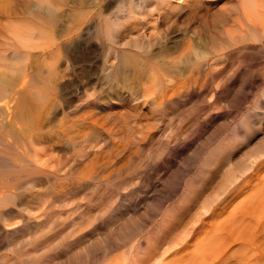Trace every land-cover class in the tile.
I'll list each match as a JSON object with an SVG mask.
<instances>
[{
    "label": "bare ground",
    "instance_id": "1",
    "mask_svg": "<svg viewBox=\"0 0 264 264\" xmlns=\"http://www.w3.org/2000/svg\"><path fill=\"white\" fill-rule=\"evenodd\" d=\"M18 1L10 9L0 0V264H245L250 254L261 264L259 225L215 249L205 236L264 153L250 168L233 162L204 199L202 173L187 175L177 205L156 206L142 222L120 223L138 204L135 190L112 201L133 178L105 177L133 160L169 106L214 79L233 52L264 42V0ZM170 144L167 167L180 154ZM218 154L204 157L209 170L221 168Z\"/></svg>",
    "mask_w": 264,
    "mask_h": 264
},
{
    "label": "rangeland",
    "instance_id": "2",
    "mask_svg": "<svg viewBox=\"0 0 264 264\" xmlns=\"http://www.w3.org/2000/svg\"><path fill=\"white\" fill-rule=\"evenodd\" d=\"M6 1L10 2V4L7 2V6L9 7L11 4V6L15 7L20 2L18 0H16V2H14L15 0ZM61 1L67 2L68 0ZM33 4L32 2L30 3L31 7L34 8ZM220 6H222V4ZM7 8L8 7H6V9ZM33 8H31V10ZM57 19V21H54V24L57 27L56 30L60 32L64 29L65 23L62 21L63 18L59 17ZM256 43L257 42L253 43V46L256 48L255 50L233 52L230 55L231 57L229 56L230 59L228 58L225 64L215 71L217 73L214 79H211L212 81L208 80V82H203L197 86V93L195 95H190L182 99L175 108L169 106L166 116L160 118L162 122L159 120L158 123L157 120L155 123L153 122L156 125H161L158 128L156 126V129L154 128L151 131V139L149 138L150 140L148 139L146 143L139 148H133L134 151L132 154L134 155L130 157V159L133 160L125 161L121 170L117 171L116 174L114 172L110 176L105 177L106 180L111 182L121 181L124 177L126 178V176L127 178L128 176L133 178H131L132 180L130 181V188L123 189L124 191L122 190V192L124 193H120L117 198L115 197L112 199V201L116 203L120 201L122 197H125L128 191L129 194H131V189L132 192L133 190L136 191L133 197L135 200L137 199L136 201L138 204L136 203V206L131 207L132 209L130 211L132 212H126L122 215L124 218L120 219V223H122V221H129L127 216L131 219L133 218L130 222L133 220L142 222L148 219L147 217L140 218L144 216L146 211L151 213L155 210L156 212L157 208L161 205H163V208L165 206H176L185 190V183L190 181V177H194L200 172L202 173V183L197 186V195L199 199H204L211 191L213 194L214 190L216 192L218 187L220 189L223 187L224 183L229 179L226 176L228 170L233 168V165L235 166L238 162L241 163L239 167L238 164L234 167L235 170L238 168V171L247 166L250 168L252 161L264 153V42L261 44ZM258 46H260V48ZM221 93L224 94L221 96ZM123 108L121 107L120 111H122ZM149 118L150 122L154 120L151 115H149ZM241 130H243V132ZM166 142L171 143L170 145H174L175 148L178 146L180 149V154L173 162L174 164L168 167L165 165L166 163H164L167 162L166 158L168 155V149L165 150L163 148V146L166 147ZM161 150L163 151L161 152ZM213 151L219 152L217 157H213L215 162H218L220 157L221 164L219 165H221V168L218 171L209 170V166L203 164L204 160H206L204 157ZM149 153H157L160 155L154 156L156 158L154 159L147 156ZM161 154L163 156H161ZM193 156L197 159L193 158ZM233 162H235V164H233ZM200 163L203 167H201L202 165ZM136 165H138V167ZM135 166L137 168H135ZM131 170L133 173H128ZM134 173L135 175H133ZM131 174L133 176H131ZM246 175H250L247 179L248 187L244 190L241 188L239 193L235 192L234 195L232 194L233 198L231 196L229 197L230 203H227V207L218 211V214H222L221 217L215 219L210 218L206 221L208 224V228L206 229L208 234L205 236V241L208 249L220 247L225 243L226 239L228 241L231 239L232 234L236 236L241 231L253 229L256 225H259L257 227L264 231V163L260 166L256 164L254 168L247 171ZM151 181L155 183L156 187L155 185L151 186ZM210 188L215 189L210 190ZM84 193L82 194L81 192V196H84ZM81 198H78L76 201H82ZM106 202L107 201H103L104 204L102 203L101 206L104 207ZM145 202H149L148 206ZM153 202L156 203V205L153 204ZM151 204H153L154 209H152ZM144 205L149 209L147 210V207ZM194 206H198V202H196ZM103 207H101V209ZM167 207H165V209ZM133 208L135 209L134 211ZM136 209L139 212H136ZM89 217L90 219L94 218L93 213H91ZM160 218L161 217H159V219ZM147 224H150V222L148 221ZM209 224H214V229L210 228ZM103 225L104 226L101 228L102 235L108 233V224L104 223ZM99 236L101 235L99 234ZM217 239L220 240V242ZM192 243L197 246L199 240H194ZM234 245L235 243L231 244V246ZM254 255L255 254H250L245 264H254L252 263L256 260ZM263 262L264 254L263 261L259 263L264 264Z\"/></svg>",
    "mask_w": 264,
    "mask_h": 264
}]
</instances>
